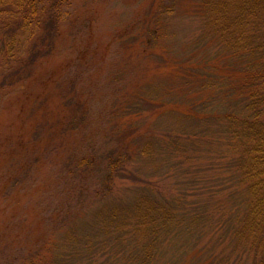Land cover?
<instances>
[{"label":"trees","instance_id":"trees-1","mask_svg":"<svg viewBox=\"0 0 264 264\" xmlns=\"http://www.w3.org/2000/svg\"><path fill=\"white\" fill-rule=\"evenodd\" d=\"M49 1L58 24L71 0ZM170 2L168 13H173L175 1ZM194 7L203 30L201 43L211 41L216 50L204 67L193 70L202 74L199 70L211 69L202 80L218 83L214 87L226 101L213 94L199 106L208 108L205 113L194 104L180 115L199 122L218 119V132L211 131L222 151L205 168L189 163L194 171L181 157L166 164L165 155L179 146L181 137L210 145L211 132L181 136L132 128L138 120L146 125L155 117L150 102L139 100L124 116L131 118L124 121L125 133L115 148L92 156L76 150L80 153L71 165L47 182L55 191L47 199L53 208L40 214L39 230L21 224L19 216L9 220L11 236L0 252V264H183L185 256L187 264H264V0H200ZM161 25L155 29L159 35L153 31L146 39L148 46L164 41L160 35L166 26ZM192 46L201 48L198 42ZM144 105L150 107V118ZM139 157L163 163L157 167L162 172L158 179L137 167ZM94 163L99 165L92 169ZM35 167L29 160L5 179L10 196L28 192L25 174ZM213 194H225L218 203L227 202L226 212L209 211L210 201L204 199ZM188 197L193 200L186 202ZM93 205L98 207L91 227L79 230L71 212L84 210L85 215L83 208Z\"/></svg>","mask_w":264,"mask_h":264},{"label":"rangeland","instance_id":"rangeland-1","mask_svg":"<svg viewBox=\"0 0 264 264\" xmlns=\"http://www.w3.org/2000/svg\"><path fill=\"white\" fill-rule=\"evenodd\" d=\"M170 1L71 0L56 24L49 0H0V252L10 240L9 220L19 216L21 224L39 230L40 214L53 208L47 199L54 198L55 191L47 182L71 165L80 153L76 150L92 156L115 148L123 139L124 121L131 118L124 116L139 100L150 102L155 117L146 125L138 120L132 128L181 136L193 130L211 132L210 145L181 137L179 146H171L165 155L166 164L181 157L187 168L189 163L205 168L209 158L222 151L213 133L220 128L218 119L199 122L180 115L194 104L205 113L208 108L199 106L213 94L226 101L214 87L218 83L202 80L211 69L199 70L202 74L193 70L215 57L216 50L211 41H200L203 30L193 12L200 0H174L175 11L168 13L173 9ZM160 24L166 26L162 46H148L146 39L153 31L159 35L155 29ZM192 41L201 48L194 49ZM148 109L150 118V107L144 105L143 110ZM138 147L140 143L133 145ZM29 160L36 167L25 174L28 192L10 196L5 179ZM135 163L153 180L162 174L157 170L161 161L139 157ZM224 198L213 194L204 200L210 201L209 211L221 213L228 209ZM97 207L83 208L88 210L85 215L84 210H73L77 216L72 224L89 229ZM187 259L181 262L187 264Z\"/></svg>","mask_w":264,"mask_h":264}]
</instances>
